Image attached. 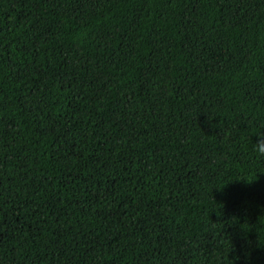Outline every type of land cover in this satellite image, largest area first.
Here are the masks:
<instances>
[{
	"label": "trees",
	"instance_id": "16d2710c",
	"mask_svg": "<svg viewBox=\"0 0 264 264\" xmlns=\"http://www.w3.org/2000/svg\"><path fill=\"white\" fill-rule=\"evenodd\" d=\"M257 123L264 0H0V264H264Z\"/></svg>",
	"mask_w": 264,
	"mask_h": 264
},
{
	"label": "clouds",
	"instance_id": "9594fccd",
	"mask_svg": "<svg viewBox=\"0 0 264 264\" xmlns=\"http://www.w3.org/2000/svg\"><path fill=\"white\" fill-rule=\"evenodd\" d=\"M261 129H264V126L260 123H257L252 127V135L257 137L256 142L253 143V151L260 157H264V132H262Z\"/></svg>",
	"mask_w": 264,
	"mask_h": 264
}]
</instances>
